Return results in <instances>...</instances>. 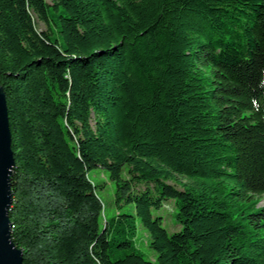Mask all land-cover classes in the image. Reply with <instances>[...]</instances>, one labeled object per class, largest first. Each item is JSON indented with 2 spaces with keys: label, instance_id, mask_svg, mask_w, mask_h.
Returning <instances> with one entry per match:
<instances>
[{
  "label": "trees",
  "instance_id": "trees-1",
  "mask_svg": "<svg viewBox=\"0 0 264 264\" xmlns=\"http://www.w3.org/2000/svg\"><path fill=\"white\" fill-rule=\"evenodd\" d=\"M0 87L23 264H264V0H0Z\"/></svg>",
  "mask_w": 264,
  "mask_h": 264
},
{
  "label": "rangeland",
  "instance_id": "rangeland-1",
  "mask_svg": "<svg viewBox=\"0 0 264 264\" xmlns=\"http://www.w3.org/2000/svg\"><path fill=\"white\" fill-rule=\"evenodd\" d=\"M50 3V0H45ZM36 29L40 31L46 30V26L38 21H35ZM89 179L96 185V193L103 206V215L109 218L115 215L117 212H129L133 213V207L122 205L121 208H116L115 205V186L109 180L107 172L101 169H93L89 172ZM169 184H174L177 188H184L189 185L185 179L176 177L174 181L169 182ZM140 186L139 189H142ZM264 206V196H262L256 207ZM177 212L173 200H166L162 203L161 208L158 211L153 212V217H160L162 219V227L166 230L168 234L177 232L180 227L175 220V213ZM137 233H136V248L141 252L144 259L154 261L157 254L149 248V234L141 226L137 220Z\"/></svg>",
  "mask_w": 264,
  "mask_h": 264
},
{
  "label": "water",
  "instance_id": "water-1",
  "mask_svg": "<svg viewBox=\"0 0 264 264\" xmlns=\"http://www.w3.org/2000/svg\"><path fill=\"white\" fill-rule=\"evenodd\" d=\"M14 167L5 96L0 87V264H23L22 252L11 241L8 211L12 203L10 178Z\"/></svg>",
  "mask_w": 264,
  "mask_h": 264
}]
</instances>
